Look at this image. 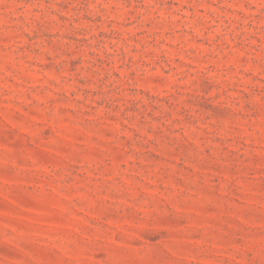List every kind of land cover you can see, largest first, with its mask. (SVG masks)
Listing matches in <instances>:
<instances>
[{
	"label": "rangeland",
	"instance_id": "1",
	"mask_svg": "<svg viewBox=\"0 0 264 264\" xmlns=\"http://www.w3.org/2000/svg\"><path fill=\"white\" fill-rule=\"evenodd\" d=\"M0 264H264V0H0Z\"/></svg>",
	"mask_w": 264,
	"mask_h": 264
}]
</instances>
